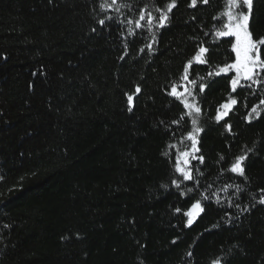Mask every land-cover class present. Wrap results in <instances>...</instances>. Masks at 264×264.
Returning a JSON list of instances; mask_svg holds the SVG:
<instances>
[{"label": "trees", "instance_id": "1", "mask_svg": "<svg viewBox=\"0 0 264 264\" xmlns=\"http://www.w3.org/2000/svg\"><path fill=\"white\" fill-rule=\"evenodd\" d=\"M100 2L0 0V264H211L218 257L264 264V105L260 118L245 120L264 94L238 89V104L217 124L231 89L216 77L197 97L205 160L192 164L204 173L200 189L182 196L193 182L172 185L182 179L174 164L190 144L191 118L172 123L187 110L168 92L174 84L183 90L184 67L201 42L216 47L213 17L225 0L196 9L177 0L155 54H140L148 39L136 37L124 60L122 29L97 22L105 15ZM125 2L135 13L149 0ZM155 2L163 8L168 0ZM254 11L253 37H264V0H254ZM229 50L210 52V64L230 62ZM208 68L193 63L189 79ZM126 94L134 95L131 112ZM246 148L255 151L245 182L227 169ZM228 183L245 188L232 197L240 207H227L221 193L222 206L202 201L204 212L189 225L184 213L200 192Z\"/></svg>", "mask_w": 264, "mask_h": 264}, {"label": "snow or ice", "instance_id": "2", "mask_svg": "<svg viewBox=\"0 0 264 264\" xmlns=\"http://www.w3.org/2000/svg\"><path fill=\"white\" fill-rule=\"evenodd\" d=\"M200 5H208L210 0H189L188 7L196 9ZM100 12L105 15L103 18L98 19V24L101 26V30L106 26L112 24H118L122 29L120 32L121 40L124 42V53L120 57L124 60L126 56H129V43H135V38L148 39V42L139 49L140 54H145L147 50L148 55H153L156 52L154 45L158 43L157 35L160 29L166 28L170 24V17L173 13V9L177 8V0H168L163 8L159 7L155 0H149V3L145 4L142 8H139L138 12H133L132 3H127L125 0H101L98 5ZM127 9L131 16L127 15L123 10ZM114 13L115 15H112ZM193 19L195 17L193 16ZM255 19L254 0H225L224 9L213 17L214 23L211 32L212 40L210 44L215 45V48L205 46L203 42L198 48L196 55L187 61L181 80L185 82L182 91H178L175 84L171 87V91L168 95L180 100L184 109L187 112L180 117L179 121H172L173 124H179L184 120L185 116L190 117L191 130L187 132L184 139L190 144L186 145L183 149L178 151L175 158L174 170L179 174L182 179H173L172 185L177 189H181V185L184 182H193V187H186V192L181 191L182 196L189 193H193L194 189H200V178L204 173L200 170L199 166H194L192 161H198L199 165L204 164V156L200 153L199 137L204 131V128L200 125V119L202 115L201 107L197 97L203 94L206 88H209L211 84L217 83L216 77L227 78L231 92L226 100L217 108L214 120L219 124L222 120H225L229 116L230 112H233L234 107L238 104V100L232 96L233 93H237L240 90H251L253 94H264V37H253V31L250 28V23ZM96 31L95 28L92 29ZM205 36H209V32L204 33ZM231 38V39H228ZM223 44L230 45V54H234V59L230 62H225L222 65H211L209 54L215 52ZM131 58V57H130ZM193 63L197 65H209L206 76H197L193 79H189L190 69L193 68ZM233 74V75H229ZM141 92V88L136 86L135 94L138 95ZM127 102L129 105L128 111L133 110V94H126ZM264 105V99H260L258 104L253 105L248 111L245 117L246 122L251 123L254 119H258L261 116V106ZM163 123V122H161ZM225 129L231 134L232 125L225 122L223 125ZM170 148H176V145H169ZM255 148H246L243 154L234 158L227 172L235 174L238 177H242L246 182L248 177L246 175L245 162L249 157V154L253 153ZM163 155L167 156L168 153L164 152ZM220 161H224L225 157L220 156ZM195 168V175L193 169ZM221 176L224 175V171H221ZM219 178V177H218ZM167 187V185H162ZM212 184H208L200 192V199L195 200L191 204L188 211L184 213L188 217V224L191 225L193 219L198 217L204 212L202 207V201H206L209 204L214 200L217 205L223 204L224 198L221 197V193L225 194L227 200V207L239 208V204H235L232 197L236 199L240 198V194L245 191V188L240 183H228L224 184L216 190H212ZM234 189L231 195L229 190ZM264 192V189L260 190ZM260 204H264V196H261L258 200ZM254 206V205H253ZM177 212L181 210L176 209ZM243 211H249V208L245 207ZM229 219L231 217L229 216ZM175 243V241H173ZM191 256L192 253H187ZM211 264H227V261L223 257H218L211 261Z\"/></svg>", "mask_w": 264, "mask_h": 264}, {"label": "bare ground", "instance_id": "3", "mask_svg": "<svg viewBox=\"0 0 264 264\" xmlns=\"http://www.w3.org/2000/svg\"><path fill=\"white\" fill-rule=\"evenodd\" d=\"M178 174V173H177ZM63 241V240H62ZM48 248V247H47Z\"/></svg>", "mask_w": 264, "mask_h": 264}]
</instances>
